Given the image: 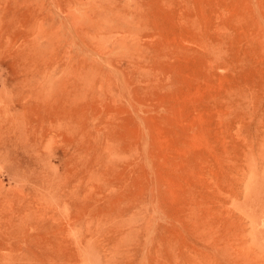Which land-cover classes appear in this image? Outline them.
Returning a JSON list of instances; mask_svg holds the SVG:
<instances>
[{
  "label": "rangeland",
  "instance_id": "1",
  "mask_svg": "<svg viewBox=\"0 0 264 264\" xmlns=\"http://www.w3.org/2000/svg\"><path fill=\"white\" fill-rule=\"evenodd\" d=\"M0 264H264V0H0Z\"/></svg>",
  "mask_w": 264,
  "mask_h": 264
}]
</instances>
